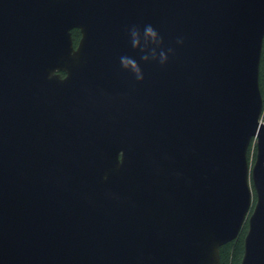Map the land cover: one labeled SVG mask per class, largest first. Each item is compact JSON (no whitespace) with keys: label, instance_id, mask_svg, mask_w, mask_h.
I'll return each instance as SVG.
<instances>
[{"label":"water","instance_id":"water-1","mask_svg":"<svg viewBox=\"0 0 264 264\" xmlns=\"http://www.w3.org/2000/svg\"><path fill=\"white\" fill-rule=\"evenodd\" d=\"M263 37L264 0H0V264H221L246 224L264 264Z\"/></svg>","mask_w":264,"mask_h":264},{"label":"trees","instance_id":"trees-1","mask_svg":"<svg viewBox=\"0 0 264 264\" xmlns=\"http://www.w3.org/2000/svg\"><path fill=\"white\" fill-rule=\"evenodd\" d=\"M79 29H73L74 42L77 44L79 40ZM260 90L264 101V37L262 43V50L260 56ZM254 155L256 153V147L254 148ZM251 153V146L249 148V155ZM247 231V224L244 225L240 234L220 247L221 252V264H240L244 253V237Z\"/></svg>","mask_w":264,"mask_h":264},{"label":"clouds","instance_id":"clouds-1","mask_svg":"<svg viewBox=\"0 0 264 264\" xmlns=\"http://www.w3.org/2000/svg\"><path fill=\"white\" fill-rule=\"evenodd\" d=\"M145 33H146V34H149V35H153V36L155 35V33H154V31H153V29L151 28L150 25H149V26H146V28H145ZM132 35H133L134 37H136V36L138 35V33L135 32V31H133ZM136 42H137V41L134 40V44H135ZM162 55H163V54H162ZM122 63H123V65H124L125 67H128V66L131 64L132 67L134 68V70H136L137 72H139V69L137 68V66H136V64H135L134 61H131V60L127 59V58H122ZM138 78H142V77H139V76H138Z\"/></svg>","mask_w":264,"mask_h":264},{"label":"rangeland","instance_id":"rangeland-1","mask_svg":"<svg viewBox=\"0 0 264 264\" xmlns=\"http://www.w3.org/2000/svg\"><path fill=\"white\" fill-rule=\"evenodd\" d=\"M264 119V101H263V104H262V111H261V114H260V119ZM254 148H255V144L254 142L251 143V153L249 155V158H250V161L253 162V159H254Z\"/></svg>","mask_w":264,"mask_h":264},{"label":"flooded vegetation","instance_id":"flooded-vegetation-1","mask_svg":"<svg viewBox=\"0 0 264 264\" xmlns=\"http://www.w3.org/2000/svg\"><path fill=\"white\" fill-rule=\"evenodd\" d=\"M78 29H79V28H78ZM72 32H73V30H72ZM79 33H80V35H81L80 29H79ZM80 35H79V38H80ZM75 44H76V43H75ZM61 73H62L63 76H65V72H64V71H61Z\"/></svg>","mask_w":264,"mask_h":264},{"label":"built area","instance_id":"built-area-1","mask_svg":"<svg viewBox=\"0 0 264 264\" xmlns=\"http://www.w3.org/2000/svg\"><path fill=\"white\" fill-rule=\"evenodd\" d=\"M261 120H264V119L261 118Z\"/></svg>","mask_w":264,"mask_h":264}]
</instances>
